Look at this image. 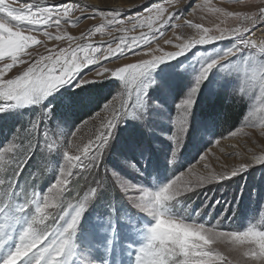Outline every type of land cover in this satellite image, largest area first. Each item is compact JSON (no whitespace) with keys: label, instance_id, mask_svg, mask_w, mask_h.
<instances>
[{"label":"rangeland","instance_id":"obj_1","mask_svg":"<svg viewBox=\"0 0 264 264\" xmlns=\"http://www.w3.org/2000/svg\"><path fill=\"white\" fill-rule=\"evenodd\" d=\"M21 2L40 3L46 7L62 3L87 5L84 12L77 10L71 17L73 20L79 19L78 24L61 25V33L76 38L87 37V33L93 30L90 37L73 40L72 47L89 44L93 47L109 44L115 47L121 38L126 43L137 38L127 55L114 62H110L111 57L105 59L102 53L89 51L90 56L100 58L98 62L85 64L80 69L81 75L87 74L91 80L101 64L115 69L151 60L165 53L178 52L177 44L197 36L196 30L185 24V20L213 29L217 26L231 29L241 23H248L243 17L238 20L224 13L254 12L259 0H252L251 6L237 4L234 0H180L178 4L175 0L173 3L168 0ZM156 3L164 4L167 9L165 17L173 12L177 16L161 23L156 18L155 10L148 12V7L154 8ZM13 6L18 7L19 4ZM92 8L118 11L124 23L110 25L108 20L111 17L93 13ZM92 15H95L94 19H81ZM97 27H102V31L95 32ZM262 28L264 24L258 23L251 38L264 41ZM48 30L53 36L57 34L55 27ZM140 37L145 38L144 42L139 41ZM37 38L43 44L28 49L34 55L36 51L47 55V50L58 51L69 47L67 40H48L42 34L37 35ZM169 40L172 43H167ZM233 46L234 42L229 39L195 45L183 55L151 69L144 77L150 85L146 96L142 97L145 100L143 109L137 106L136 110L140 112L134 118L126 117L122 112L117 113L120 122L105 150L100 168L73 169L75 175L71 177L67 190L55 198L59 206L46 210L53 213L46 224L55 232L66 226L59 219L61 215L65 212L74 214L73 209L84 204V212L73 236L74 253L66 258V264H101L97 263V259L103 258V250L99 242L96 243L100 236L108 237L114 245L118 242L119 253L127 256L129 262L134 260V264H137V255L148 242L149 230L154 226L155 218L136 207L133 200L138 201L143 191H158L178 174H183L184 180L197 183L201 178L207 179L213 174L220 176L246 165V171L231 179L204 183L202 187L179 197L178 201L169 202L167 211L169 215L185 222L224 230L244 231L256 225L264 229V162L257 161V157H264V90L261 89V83L264 82V53L258 49L245 50L241 56L230 58L234 64L214 69L196 96L186 133L179 140L174 139L177 135L174 122L179 116L177 105L194 86L201 65L207 60L219 58ZM102 51H106V48H102ZM79 55L83 59L84 53L80 52ZM5 62L11 61L6 57ZM0 66H3V62H0ZM24 67L27 65L15 66L5 78L19 74ZM137 83L129 76L127 88L131 96L117 78L97 80L82 87L69 83L61 86L38 106L20 105L0 112V207L9 206L8 216L0 214V229L4 231L0 234L1 253L8 256L15 250L20 233L31 215L36 214L35 204L30 201L34 198L42 201L45 195L50 199L54 197L55 192L48 193L47 190L59 178L67 141L74 139L75 143L82 146L87 144L89 138H94L101 130V125L111 119L113 108L119 109L121 103L129 105L128 111L132 112ZM220 103L228 107L231 114L222 115L221 109H218ZM49 108L51 116L46 117L42 110ZM71 111L81 113L73 117ZM221 116L224 118L220 119ZM78 127L80 130L76 136L70 137ZM233 130L237 132L236 136L230 135ZM218 139L220 143L216 144ZM3 147H11L12 151L4 153ZM174 151L175 157L172 156ZM26 152L33 155L17 184L12 180L11 169L16 166L12 157L17 154L23 157ZM202 154L203 160L199 159ZM84 164L88 165L86 157ZM100 177L105 178V186L92 198L88 193L95 186V179ZM10 181L12 188H8ZM105 197H111V200L101 201ZM25 203H28L26 213L15 212ZM92 208H98L103 214L91 222H83L87 215L92 214ZM79 227L86 232L85 237L78 233ZM50 242L51 238L40 247ZM219 248L229 258L233 257L234 254L229 253L225 246L220 245Z\"/></svg>","mask_w":264,"mask_h":264},{"label":"snow or ice","instance_id":"obj_2","mask_svg":"<svg viewBox=\"0 0 264 264\" xmlns=\"http://www.w3.org/2000/svg\"><path fill=\"white\" fill-rule=\"evenodd\" d=\"M173 3V0H168ZM180 0H175L179 3ZM237 4L251 6L252 0H234ZM19 4L18 7L13 5ZM189 7H192L189 4ZM254 12H225V16L240 19L248 23H241L231 29L221 28L219 26L213 28L203 27L200 24L192 23L185 20V24L196 30L197 36L191 40L177 44L179 49L176 53H165L160 57H154L151 60H142L140 63H130L124 66L109 69L101 64L95 70V76L89 80L87 74L81 75L80 69L85 64H93L99 61V57L89 55V51L93 53H102L105 59L111 57L112 61L118 60L121 56H126L131 45L137 42V38H133L131 43H126L123 38L113 47L111 44L106 46L93 47L91 44L87 46L77 45L71 46V42L76 39H85L92 35L90 30L87 37H72L67 33H61V25L71 23L73 25L80 22L79 19L73 20L72 15L78 10L84 12L87 5H77L74 3L55 4L50 7L41 6L40 3H25L21 0H0V112L18 107L20 105H40L45 98L58 91L65 84L72 83L77 87L84 84L95 82L97 80L117 78L122 81L124 89L128 91L129 76L132 80L138 81L136 86L135 101L131 105L133 111L129 112V105L121 103L120 108H113L112 117L101 125L94 138H89L87 144L83 146L75 143L74 139H69L63 151V167L59 172V178L48 188V193L55 192L52 199L48 195L43 196L42 201L34 198L30 203L35 204V215H31L23 231L20 233L18 243L15 250L4 259L3 264H66V258L74 253L73 236L79 220L84 212V204L81 203L73 209L74 214L65 212L59 217L64 221L66 226H62L55 232L50 230L46 224L53 213L46 211L47 209L57 208L59 197L67 190V186L71 183V177L75 175L73 169H99L102 165L105 150L108 148L112 139L114 130L120 122L122 112L126 117H136L138 112L137 106L143 109L147 88L150 85L144 77L157 65L165 61H171L178 56L183 55L195 45H208L217 41L229 39L234 42V46L226 49L223 54L216 59L207 60L201 65L198 75L195 77L194 86L191 88L187 97L177 105L179 116L175 120L177 135L174 139L179 140L182 134L187 131V121L191 114V109L195 103L196 96L201 85L207 80L210 73L224 65L231 63L233 57L241 56L245 50H256L264 53V41L252 39V34L257 24H264V0H259L255 5ZM156 12V18L161 23H165L172 17L177 16L176 12L170 13L168 17L164 16L167 11L163 3H156L154 8L148 7V12ZM93 13L99 12L101 16L111 17L108 24H123L124 20L120 13L114 10H101L92 8ZM220 12L221 9H215ZM95 15L83 16L81 19H94ZM55 27L57 34L53 36L48 29ZM151 27V23H149ZM95 32H101L102 27L94 29ZM264 31V28L261 29ZM36 33V34H33ZM218 33V34H216ZM42 34L48 40H67L68 48H60L56 50H47L49 54L44 55L36 51L35 55L28 49L35 45L43 44V41L37 38ZM198 37V38H197ZM144 37H140L139 41L144 42ZM180 39V37H177ZM167 43H172L171 40ZM106 48V51H102ZM83 52V59L79 53ZM9 58L11 62H5V58ZM31 57L32 59H27ZM27 65L22 68L19 74L5 78L15 66ZM264 80V78H262ZM261 89L264 90V82L261 83ZM131 96V92L128 91ZM46 117L51 116V109L42 110ZM79 127L71 133L70 137H75ZM231 136H236L235 130L230 132ZM223 137H221L222 139ZM220 143V139L215 141ZM12 151L11 147H3L4 153ZM33 153L26 152L23 157H12L16 166L11 169L12 180L19 183V176L23 172L28 160L32 158ZM173 157L176 156L174 151ZM88 158V165L84 164V158ZM201 160L204 155L200 156ZM258 162H264V157H257ZM247 166L234 168L230 173H224L220 176L213 174L207 179H199L197 183L183 179V174L176 175L167 185L158 191H143L139 195V200H133V203L140 210L144 211L155 218V224L149 230L147 244L139 250L137 255V264H264V229L256 226H250L244 231H230L220 229L218 227L206 226L204 224L189 223L183 219L175 218L168 214L167 206L169 202L178 201L179 197L186 193L193 192L195 189L202 187L204 183L222 181L231 179L232 177L246 171ZM191 171V167L188 169ZM113 177L119 180L115 173ZM2 182V181H0ZM95 186L92 187L88 196L95 198L98 192L105 186V178L95 179ZM10 181L8 188H12ZM8 193H5L7 195ZM88 196L85 198L87 199ZM9 206L6 204L0 207V214L8 216ZM28 203L20 205L15 209L17 213H26ZM66 217H70L66 219ZM16 222V219H15ZM0 229V234H3ZM51 238L49 244L40 246ZM223 245L229 253L234 254L232 258L225 255L219 248ZM2 247V244H0Z\"/></svg>","mask_w":264,"mask_h":264},{"label":"bare ground","instance_id":"obj_3","mask_svg":"<svg viewBox=\"0 0 264 264\" xmlns=\"http://www.w3.org/2000/svg\"><path fill=\"white\" fill-rule=\"evenodd\" d=\"M97 238H98V236H97ZM96 240H97L96 243L98 244V242H99V244H100V246H101V248L103 250V255H102L103 258L102 259H97V263H101V264H128V263H130V264H134V260H131V262H129L128 261L129 259H128L127 256H125L124 254L119 253V249L118 248L120 246H119L118 242L116 243V245H114L115 243L112 242L111 239H109L108 237L105 238L103 236H100ZM112 243H114V244H112ZM6 257H7L6 254H4V252L1 253V249H0V263H3L4 259H6ZM72 263H74V260L72 261Z\"/></svg>","mask_w":264,"mask_h":264},{"label":"trees","instance_id":"obj_4","mask_svg":"<svg viewBox=\"0 0 264 264\" xmlns=\"http://www.w3.org/2000/svg\"><path fill=\"white\" fill-rule=\"evenodd\" d=\"M95 102H97V101L95 100ZM98 104H100V103H98ZM92 106H94V105H92ZM74 108H75V106H74ZM74 108H72L71 110H75ZM218 109H221V113H222V115H225L226 113L231 114V111L229 110V108H228V107H225V106H221V103L219 104ZM94 111H95V109H94ZM86 112H87V111H84V113H86ZM92 112H93V111H92ZM80 113H81V112H80ZM80 113H76V112H72V111H71V114L73 115V117H78ZM223 118H224V117L221 116L220 119H223ZM103 200L109 201V200H111V197H110V198H108V197L102 198L101 201H103ZM90 212H92V214H91V215H87L83 222H85V221L91 222V221L94 220L95 217H100V216L103 214L102 212H100V211L98 210V208H92ZM78 233H79L80 235L83 234V236H84V235L86 236V232H85V231H82L80 227H79V229H78ZM85 236H84V237H85Z\"/></svg>","mask_w":264,"mask_h":264}]
</instances>
